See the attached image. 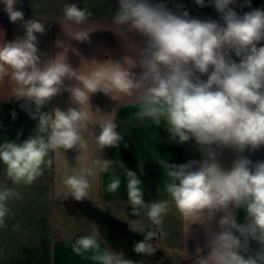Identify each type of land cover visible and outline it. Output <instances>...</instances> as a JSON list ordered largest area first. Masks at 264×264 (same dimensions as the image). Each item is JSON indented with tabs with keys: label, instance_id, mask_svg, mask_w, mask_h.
<instances>
[{
	"label": "clouds",
	"instance_id": "9594fccd",
	"mask_svg": "<svg viewBox=\"0 0 264 264\" xmlns=\"http://www.w3.org/2000/svg\"><path fill=\"white\" fill-rule=\"evenodd\" d=\"M17 2L0 0L10 22H22L26 33L0 44V81L8 77L15 85V97L34 103L32 119L38 124L35 134L23 143L0 144V163L6 166L11 182L30 186L43 174L44 167L51 165L46 158L52 151L76 149L80 153L77 162L86 163L87 140L82 128L92 119V112L84 107L91 109V95L138 93V120L148 118L157 126L163 121L171 139L178 143L194 139L206 158L181 165L160 158L159 164L168 177L165 191L169 198L151 203L144 201L136 172L125 170L132 215L140 216L143 211L151 224L159 227L174 207L187 234L191 225H211L215 215L223 212L218 221L220 231L209 227L206 232L210 251L198 256L196 264H264V162L253 164L239 157L226 169L212 148L216 145L243 152L264 145V10L238 14L231 7L237 0H210L220 21L200 20L189 18L187 11L177 14L165 4L150 0H118L113 22L138 32L145 38L144 46L138 48L135 58L124 57L123 63L93 60L97 67L85 74L74 70L66 57L56 55L41 62L43 53L37 48L36 33L44 34L45 25L36 19L25 21L24 13L15 7ZM194 3L205 6V0ZM240 6L251 9V0H244ZM63 16L66 22L82 25L91 13L72 3L64 6ZM89 33L78 31L73 38L87 41ZM231 53L239 57V62L232 59ZM137 67L142 69L139 74L133 71ZM202 75L207 79L202 80ZM65 80L76 83L65 87ZM62 89L70 93L78 107L42 112L41 108ZM15 115L13 112V118ZM99 126L100 134H92L100 152L118 146L122 136L117 124L105 120ZM110 166L111 160L96 158L90 167L67 176L64 184L69 195L77 201L87 198L89 178L108 172ZM120 186L121 180L113 177L107 191L115 193ZM19 198L12 188L0 189V229L6 227L9 217L8 202ZM231 209H243L246 223L238 224ZM129 226L144 234L134 252L153 255L156 248L151 241L157 232H145L139 221ZM249 239L261 248L245 258L242 253L249 250ZM71 248L80 256L91 253L90 259L96 264H135L122 253L102 249L97 234L78 237ZM201 251L197 248V253Z\"/></svg>",
	"mask_w": 264,
	"mask_h": 264
},
{
	"label": "crops",
	"instance_id": "0c3cea01",
	"mask_svg": "<svg viewBox=\"0 0 264 264\" xmlns=\"http://www.w3.org/2000/svg\"><path fill=\"white\" fill-rule=\"evenodd\" d=\"M150 2L165 4L177 14L187 11L189 18L213 19L207 11L195 9L193 1ZM72 3L91 13L85 24L65 21L64 6ZM15 7L24 13L25 21L36 19L45 25L44 34L36 33L37 48L43 53L42 63L58 55L66 57L74 70L86 74L97 67L93 60L101 64L108 60L123 63L126 56L135 58L138 48L145 43V38L138 32H130L126 26L113 22L119 7L118 0H18ZM78 31H89L88 40L81 42L74 39ZM25 34L22 22H10L3 3H0V44ZM230 55L234 60L239 58L234 53ZM133 71L139 74L142 69L137 67ZM201 79L206 80L207 75H202ZM75 83V80L64 81L65 87ZM14 87L8 77L0 81V144L23 143L37 129L38 120L32 119L34 103L25 98L17 99ZM110 95L94 93L90 97L91 109L84 106L92 112L91 121L85 122L82 128L87 140L86 163L77 162L80 153L76 149L52 151L46 158L52 161L51 165L45 166L43 174L30 186L13 184L6 175V166L0 163V189L12 188L20 197L8 202L9 217L5 220L6 227L0 229V264H96L90 259L91 253L80 256L71 248L78 237L92 234H97L102 249L122 253L125 259L135 264H196L198 256H206L210 251L206 232L209 227L220 231L218 221L223 212L215 215L211 225H191L187 234L184 222L174 207L163 218L161 226L152 225L143 211L140 216L132 215L125 172H136L142 182L145 203L168 199L165 191L168 177L159 164L160 158L176 165L189 161L199 163L206 158L204 149L194 139L184 143L171 139L163 121L157 126L148 118L143 122L138 120L135 115L139 110L138 93L124 96L114 92ZM57 107L67 110L78 105L73 103L70 93L62 89L41 111L51 112ZM105 120H113L117 124L122 140L118 146L105 147L100 152L94 135L100 134L99 124ZM212 148L218 153V162L226 169L239 157H246L253 164L264 162V145L243 152L227 147L221 149L216 145ZM96 158L111 160V166L108 172H99L89 178L91 188L88 197L77 201L69 195L64 179L82 167H90ZM113 177L121 180V186L115 193L107 191ZM231 210L238 224L246 223L243 209ZM133 221H139L145 232H158V236L151 241L156 248L153 255L134 252L135 244L144 240V234L130 229L129 224ZM248 247L249 250L242 253L245 258L254 255L261 245L249 239ZM197 248L202 251L197 253Z\"/></svg>",
	"mask_w": 264,
	"mask_h": 264
},
{
	"label": "rangeland",
	"instance_id": "374dc122",
	"mask_svg": "<svg viewBox=\"0 0 264 264\" xmlns=\"http://www.w3.org/2000/svg\"><path fill=\"white\" fill-rule=\"evenodd\" d=\"M180 1H185V0H180ZM190 1V0H187ZM194 1V0H191ZM244 0H237V3L235 5H232L233 9L238 13V14H243L244 13V8H242L240 5L243 4ZM205 6L207 7V12L211 15L213 20L220 21V14L216 11L214 5L210 3V0H205Z\"/></svg>",
	"mask_w": 264,
	"mask_h": 264
},
{
	"label": "trees",
	"instance_id": "16d2710c",
	"mask_svg": "<svg viewBox=\"0 0 264 264\" xmlns=\"http://www.w3.org/2000/svg\"><path fill=\"white\" fill-rule=\"evenodd\" d=\"M191 1V0H190ZM251 3H252V8H247V7H243L244 8V12H247V11H251V10H264V0H251ZM193 7L197 10L201 9V10H205L207 11V7L204 6V7H201L197 4L194 3L193 1Z\"/></svg>",
	"mask_w": 264,
	"mask_h": 264
},
{
	"label": "built area",
	"instance_id": "2783aa9c",
	"mask_svg": "<svg viewBox=\"0 0 264 264\" xmlns=\"http://www.w3.org/2000/svg\"><path fill=\"white\" fill-rule=\"evenodd\" d=\"M235 61H236V62H239V58L235 59ZM156 232H157V231H156ZM157 235H158V233H157ZM156 237H157V236H156Z\"/></svg>",
	"mask_w": 264,
	"mask_h": 264
},
{
	"label": "bare ground",
	"instance_id": "6f19581e",
	"mask_svg": "<svg viewBox=\"0 0 264 264\" xmlns=\"http://www.w3.org/2000/svg\"><path fill=\"white\" fill-rule=\"evenodd\" d=\"M158 233V232H157ZM158 236V235H157Z\"/></svg>",
	"mask_w": 264,
	"mask_h": 264
}]
</instances>
